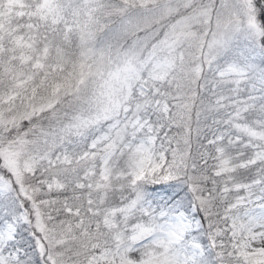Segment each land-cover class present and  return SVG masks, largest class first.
Segmentation results:
<instances>
[{
    "label": "snow or ice",
    "instance_id": "6c2138e0",
    "mask_svg": "<svg viewBox=\"0 0 264 264\" xmlns=\"http://www.w3.org/2000/svg\"><path fill=\"white\" fill-rule=\"evenodd\" d=\"M0 264H264V0H0Z\"/></svg>",
    "mask_w": 264,
    "mask_h": 264
}]
</instances>
